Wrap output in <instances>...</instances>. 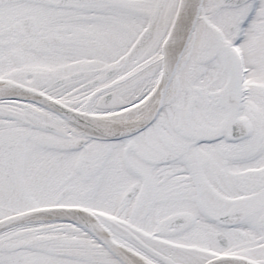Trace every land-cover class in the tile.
I'll use <instances>...</instances> for the list:
<instances>
[{
  "label": "snow or ice",
  "instance_id": "1",
  "mask_svg": "<svg viewBox=\"0 0 264 264\" xmlns=\"http://www.w3.org/2000/svg\"><path fill=\"white\" fill-rule=\"evenodd\" d=\"M0 264H264V0H0Z\"/></svg>",
  "mask_w": 264,
  "mask_h": 264
}]
</instances>
